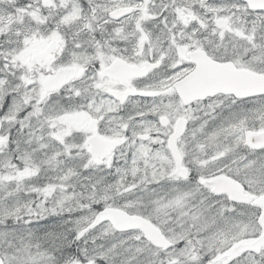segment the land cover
Listing matches in <instances>:
<instances>
[{"label":"snow or ice","instance_id":"obj_1","mask_svg":"<svg viewBox=\"0 0 264 264\" xmlns=\"http://www.w3.org/2000/svg\"><path fill=\"white\" fill-rule=\"evenodd\" d=\"M0 264H264V0H0Z\"/></svg>","mask_w":264,"mask_h":264}]
</instances>
